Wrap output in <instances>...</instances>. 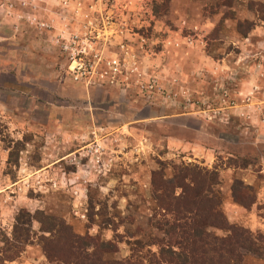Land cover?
Returning <instances> with one entry per match:
<instances>
[{"label":"rangeland","instance_id":"1","mask_svg":"<svg viewBox=\"0 0 264 264\" xmlns=\"http://www.w3.org/2000/svg\"><path fill=\"white\" fill-rule=\"evenodd\" d=\"M74 34L135 61L156 92L75 79ZM160 165L170 181L175 166L215 171L228 221L254 242L243 264H264V0H0V258L22 245L18 213L41 210L96 236L105 259L186 261L151 186ZM39 227L5 264H65L64 240Z\"/></svg>","mask_w":264,"mask_h":264},{"label":"trees","instance_id":"2","mask_svg":"<svg viewBox=\"0 0 264 264\" xmlns=\"http://www.w3.org/2000/svg\"><path fill=\"white\" fill-rule=\"evenodd\" d=\"M249 26L248 30L252 28L253 23ZM250 162V159L244 158L241 166L246 167ZM151 181L156 203L163 210L172 211L174 215L172 222L176 227V230H173L174 244L187 255L184 262L178 258L165 259L168 264H243L240 248H249L254 242L247 229L228 221L221 199L213 192V186L218 182V174L215 171L198 166H175L170 181L163 178V168L160 165V168L152 171ZM176 188L181 190L178 195L175 194ZM238 199L235 198L245 207L253 202L242 197ZM36 214L38 218L25 210L18 213L12 236L13 238L19 236L22 245L18 247L9 243L4 246L1 249L0 264L16 259L23 247L28 244V238L33 233V219L39 222L40 232L51 235L45 236L44 239L51 240L57 237L64 240L60 259L65 264H131V261L137 262H132L134 264H141L129 258L105 259L96 236L79 237L62 218L44 216L41 210L36 211ZM21 223L25 228H19L18 225ZM212 229L222 230L225 234L218 235L212 232ZM83 240L87 243L84 244ZM86 244H92L93 249L88 251ZM47 249L43 247L44 254L49 260L52 259L53 252Z\"/></svg>","mask_w":264,"mask_h":264},{"label":"built area","instance_id":"3","mask_svg":"<svg viewBox=\"0 0 264 264\" xmlns=\"http://www.w3.org/2000/svg\"><path fill=\"white\" fill-rule=\"evenodd\" d=\"M69 56V73L78 80L96 79L100 83L118 86L134 85L147 92H156L157 78L149 75L141 81V68L133 61L128 63L124 56L114 54L106 57L87 45L77 34L70 37L63 44ZM126 54V53H124ZM133 77V78H132Z\"/></svg>","mask_w":264,"mask_h":264},{"label":"crops","instance_id":"4","mask_svg":"<svg viewBox=\"0 0 264 264\" xmlns=\"http://www.w3.org/2000/svg\"><path fill=\"white\" fill-rule=\"evenodd\" d=\"M33 3V2H32ZM32 3H31V6H33L32 5ZM37 3V2H36ZM35 3V4H36ZM40 4V3H39ZM36 5H38V4H36ZM36 5H35V8H36ZM42 4H40V6H41ZM25 6H26V3H25ZM44 36H46V35H44V32H43V28H40V35H38V37H39V39H41L40 41H38L37 42V45H40V46H42L43 45V39L42 38H44ZM35 39V38H34ZM47 39V38H46ZM46 39H44V40H46ZM45 49H46V47H45ZM204 60L206 61V62H208V63H210V62H213L212 60H210L209 58H207V57H204Z\"/></svg>","mask_w":264,"mask_h":264}]
</instances>
